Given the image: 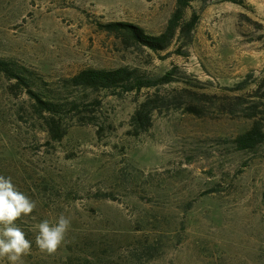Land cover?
I'll return each mask as SVG.
<instances>
[{"label": "rangeland", "instance_id": "rangeland-1", "mask_svg": "<svg viewBox=\"0 0 264 264\" xmlns=\"http://www.w3.org/2000/svg\"><path fill=\"white\" fill-rule=\"evenodd\" d=\"M175 1L0 0V59L66 101L39 114L0 73V175L36 202L16 221L32 241L23 264H264V143L233 145L264 119V0L191 2L164 51L102 28L156 36ZM118 67L142 86L64 87L80 70ZM143 102L146 130L131 121ZM61 214L65 241L42 253L35 226Z\"/></svg>", "mask_w": 264, "mask_h": 264}, {"label": "trees", "instance_id": "trees-1", "mask_svg": "<svg viewBox=\"0 0 264 264\" xmlns=\"http://www.w3.org/2000/svg\"><path fill=\"white\" fill-rule=\"evenodd\" d=\"M193 1L195 0H176L164 30L156 36H148L140 27L125 23H108L102 25V28L108 32H118L126 42L128 41L137 47L146 48L154 52L164 51L170 46L177 30L182 25L185 9ZM0 73L7 81L14 82L12 86L26 94L31 100H34V107L39 114L47 112L48 115L55 116L66 107V101H58L57 99V101H53L43 97L44 94H48L51 91L38 88L39 83L41 84L42 82L39 79L32 78L30 70L11 61L0 59ZM63 84L66 88L89 92L117 89L129 90L142 86L138 71L127 67L113 69L86 68L64 79ZM146 105L147 103L145 104V102L141 103L131 117L132 123L141 130H146L149 126L150 111H146ZM78 106V103H72L71 109L77 110ZM50 120L46 119V124L50 133L53 134L55 123L53 119ZM262 120L261 122L264 123ZM261 122L257 119L252 120L250 127L233 140L235 149L253 150L264 143V124ZM59 137L60 135H54L52 138L57 140Z\"/></svg>", "mask_w": 264, "mask_h": 264}, {"label": "clouds", "instance_id": "clouds-1", "mask_svg": "<svg viewBox=\"0 0 264 264\" xmlns=\"http://www.w3.org/2000/svg\"><path fill=\"white\" fill-rule=\"evenodd\" d=\"M36 202L21 192L11 177L0 175V258L10 264H23L22 258L30 254L32 241L16 221L29 216ZM35 244L42 253L55 254L71 227V219L61 214L55 222L45 219L36 226Z\"/></svg>", "mask_w": 264, "mask_h": 264}]
</instances>
